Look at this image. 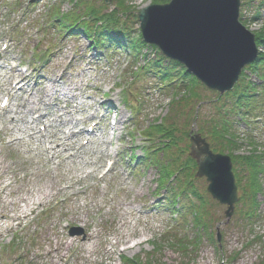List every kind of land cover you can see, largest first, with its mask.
<instances>
[{
  "label": "rangeland",
  "instance_id": "obj_1",
  "mask_svg": "<svg viewBox=\"0 0 264 264\" xmlns=\"http://www.w3.org/2000/svg\"><path fill=\"white\" fill-rule=\"evenodd\" d=\"M30 1L0 0V46L4 40L11 39L9 52L4 56L8 62L4 64L5 70H0L1 95L10 88L12 80H4L2 76L13 63L24 72L19 80L36 90L31 100H47L59 117L62 115L59 107L67 104L71 108L64 120L73 118L78 123L76 130L83 131L77 144L89 137L86 127L97 121L99 114L104 115V122L98 127L91 146L76 154L78 145H75L73 151L68 150L62 155L63 162L58 170L56 163L59 160L49 162L50 156L43 152L44 148L28 136L31 130L26 121H30L31 116L26 110L24 124L15 126L14 133L8 132L7 135L0 131V264H121L122 255H139L140 264H264V180L263 191L258 197L257 217L249 222L238 214L239 208L249 209L247 204H240L227 223L226 207L218 204L210 194H205L208 186L205 178H196L197 189L210 199L206 212L209 232L213 235L210 238L208 232L202 230L197 248L185 251L175 247V240L168 244L166 238L163 239L168 228L178 223L172 221L173 212L168 201L171 189L158 188L159 168L153 164L147 166L143 161L136 166L131 159V154L139 159L147 153L152 154L150 149L154 143L147 141L142 134L143 129L157 118H164L173 125L178 138L184 137L176 147L178 151L190 145L189 138L185 137L188 132L203 134L215 150L224 149L222 143L214 141L208 132L212 131L213 123L220 127L224 124L222 120L226 119L230 121L225 123L226 126H234L232 131L239 138V145L234 151L225 148L224 154L250 156L256 150L248 143L250 137L256 140L259 152L264 149V130L259 129L264 125L261 121L257 129L251 130L250 121L259 117L264 119V116L241 120L231 107L232 96H223L218 101L217 93L203 88L199 90L200 101H192L190 108L177 111L173 105L174 87H162L152 74L136 75L144 58L134 64L128 52L96 50L82 33H78L80 30L64 35L53 25V19L46 22L44 9L52 5L59 8L61 15L76 12L81 19L88 18L84 14L86 3L76 8L77 0H39L35 8L27 10ZM86 1L89 6L102 8L103 0ZM126 1L136 8L152 3V0ZM246 1L249 4H245L244 13L247 11V15L252 16L258 9L263 16L264 0ZM112 7L113 2L105 12ZM250 26L254 30L260 28L259 24ZM135 30L138 32L139 25ZM144 53L151 54V58L155 55L150 48ZM54 85L55 88L51 89ZM246 87H249V94L255 92L253 86L243 84V88ZM179 90L183 94V88ZM51 92L56 93L53 96L56 101L48 97ZM241 93L242 85L239 95ZM30 94L19 96V101L28 103ZM262 100L258 97L256 104L263 106ZM202 126L208 132H201ZM61 128H68L66 121ZM35 131L39 128L36 127ZM53 132L50 131V136ZM16 138L24 141L9 145V141ZM45 142L47 138H44ZM106 143H110L109 146ZM102 151H109V157L117 162V166L113 174L99 181L97 174L107 159ZM175 152L169 158H173ZM188 156L186 149L181 160ZM234 167L238 175L245 176V166L237 163ZM163 170L171 171L169 167ZM175 183L170 186L177 190ZM45 186L51 188L52 195L38 203V190H44ZM244 187L239 188V197ZM176 200L175 208H182L180 219L188 213L186 207L190 203L199 205L190 193L187 194L188 201ZM184 200L186 203L182 206ZM185 223L189 237L195 239L197 233L192 221ZM72 227L85 230V239L70 236ZM90 234L93 240L86 242ZM219 234L220 241L217 240ZM67 240L72 241L70 247L64 246ZM154 241L158 243L154 244V252L148 255L153 250L151 244Z\"/></svg>",
  "mask_w": 264,
  "mask_h": 264
},
{
  "label": "water",
  "instance_id": "obj_2",
  "mask_svg": "<svg viewBox=\"0 0 264 264\" xmlns=\"http://www.w3.org/2000/svg\"><path fill=\"white\" fill-rule=\"evenodd\" d=\"M241 0H172L143 8L138 17L145 41L184 65L207 87L221 93L238 82L242 69L257 57L255 36L239 21ZM192 156L209 192L234 214L238 190L229 156L214 154L200 136Z\"/></svg>",
  "mask_w": 264,
  "mask_h": 264
},
{
  "label": "trees",
  "instance_id": "obj_3",
  "mask_svg": "<svg viewBox=\"0 0 264 264\" xmlns=\"http://www.w3.org/2000/svg\"><path fill=\"white\" fill-rule=\"evenodd\" d=\"M118 20L116 19L115 15L112 16L109 15L105 19L106 25H104V31L98 33V41L97 44L103 47L107 48H115V49H122V50H130L134 55L139 56L142 54V48L145 47L144 42L142 41L141 37L139 36L137 39L133 38L132 35L129 32H126L125 26H123L121 29L117 27ZM126 25V24H124ZM114 26V27H113ZM89 33V32H88ZM174 71L176 67H180L176 63H172ZM150 66H153L154 69H157L160 67L159 63H152ZM182 70V69H181ZM180 70V73L183 77H187L189 79V84L186 85V92L188 93L187 98L196 96L192 82L195 80L192 78L188 73L182 72ZM192 92V93H190ZM161 126H158L157 129L159 132H161V129H159ZM219 138L222 139V145L223 147L229 146L230 150H236L238 149V143H236V135L232 134L229 131V128L224 127V132L219 134ZM233 154V153H232ZM242 166L246 167L247 175H245V179L248 180V182L245 185V193L246 197L251 200L253 206L256 205V199L258 194L261 191V184L259 180V160L256 157H244L240 158V162L238 161ZM243 178H239V182L243 183ZM206 227V225H204ZM185 244L179 243V246L183 250H188L191 245H193L190 241L184 242ZM133 264H140L139 261Z\"/></svg>",
  "mask_w": 264,
  "mask_h": 264
},
{
  "label": "bare ground",
  "instance_id": "obj_4",
  "mask_svg": "<svg viewBox=\"0 0 264 264\" xmlns=\"http://www.w3.org/2000/svg\"><path fill=\"white\" fill-rule=\"evenodd\" d=\"M19 76H23V75H19ZM51 88H55V85L52 86ZM59 90H61V89H59ZM70 92H72V91H70ZM49 105L50 104H48L46 107H48ZM82 107H83V104H82ZM32 108H34V107H32V105H29L28 106V111H30ZM48 116L49 115H46L45 118L48 119ZM34 135H35V133H34ZM77 135H78L77 134V131L72 132L71 135H70V140H73ZM64 146H65L64 143H57V145L53 149H54V151H56V149L58 147H62V150L61 151L63 152V151L66 150ZM106 154H108V153H106ZM54 189H56V188H54ZM51 195H52L51 188L49 186H45L44 187V190H38L36 201L38 203H42L45 199H48L49 197H51ZM23 214H26V212H23ZM78 218L79 219H82L81 217H78ZM90 240H93V235L92 234L88 235V238L86 239V242H88ZM71 245H72V241L71 240L70 241L67 240L65 242V245L64 246L70 247Z\"/></svg>",
  "mask_w": 264,
  "mask_h": 264
}]
</instances>
